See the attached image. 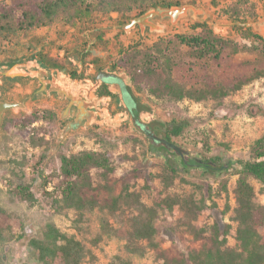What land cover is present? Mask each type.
<instances>
[{
    "label": "rangeland",
    "instance_id": "rangeland-1",
    "mask_svg": "<svg viewBox=\"0 0 264 264\" xmlns=\"http://www.w3.org/2000/svg\"><path fill=\"white\" fill-rule=\"evenodd\" d=\"M193 5L206 15L207 27L212 34L226 42L222 49L217 46L214 52L202 58L192 56V50L175 37L201 31L202 27L193 28L201 21L191 14L174 24L168 18L154 17L152 20L162 28L153 31L146 28L139 33L138 26L125 31L122 26L131 18L122 23L116 11L94 13L74 26L53 25L35 29L27 37L0 39V99L22 104L7 109L0 126V227L5 237L0 243L1 264H40L29 240L38 236L46 223H53L62 233L74 236L91 251L92 255L82 264H109L114 255H126L123 245L130 209L113 213L95 209L79 219L73 209L57 201L59 195L55 185L60 156L84 150L109 151L116 168L110 176L116 189L125 184L140 193L141 200L147 205L166 194L192 195L202 201L205 206L193 223L202 226L216 221L230 225L227 244L235 245V222L231 216L237 178L232 166L236 164L221 172H204L197 167L182 169L178 156L175 159L169 156L168 160L157 154L159 150L156 151L129 120H122L117 113H107V108L110 111L119 108L117 102L110 103L106 97H97L93 92L96 83L89 82L97 68L114 65L124 53L132 51L166 59L173 78L187 88L207 84L228 88L237 79L257 73V78L236 91L230 90L220 102V99L212 98L194 101L157 98L145 88L138 89L121 65L114 66L119 73L128 75L127 83L135 97L152 110V115L167 125L184 124L181 134L174 137L176 144L205 159H212L217 167L229 159H248L251 144L264 132V45L252 37L258 34L264 38V0H197ZM235 22L240 23L235 24L238 28L232 25L213 29L215 24ZM96 31H103L101 38L92 34ZM41 47L45 55L65 62L59 73L56 72L59 69L50 72L41 67L42 73H53L54 77L59 74L63 79L73 69L85 73L82 80L70 84L61 80V84L68 86L63 88L73 95L96 100L91 103L95 106H91L94 110L92 118L81 119L72 127L76 123L75 108L71 106L63 114L65 101L59 99L62 96L45 89L40 91L36 79L39 69L30 70L36 71L33 75L14 79L2 74L11 60H26ZM216 52L219 56L214 58ZM34 61L30 62L31 66L36 64ZM84 90H88L89 95ZM99 112L101 117L96 118L94 114ZM49 113L55 114L54 120L47 119ZM32 137L35 144L31 142ZM167 164L176 166L177 171L173 184L165 188L159 175L167 173ZM94 175L99 179V171ZM250 183L255 190V200L264 204L260 183L252 178ZM17 185L28 186L34 199L31 202L19 199ZM101 217L108 221L113 231L111 236L102 235L97 240L101 233ZM186 221L177 206L172 211L161 212L156 221L160 245L169 247L174 243L181 250L196 246L186 230ZM130 259L133 264H160L156 252L150 248L143 256H130Z\"/></svg>",
    "mask_w": 264,
    "mask_h": 264
},
{
    "label": "trees",
    "instance_id": "trees-1",
    "mask_svg": "<svg viewBox=\"0 0 264 264\" xmlns=\"http://www.w3.org/2000/svg\"><path fill=\"white\" fill-rule=\"evenodd\" d=\"M196 2L197 0H4L0 2V39L27 37L35 29L53 25L74 26L82 18L94 13L116 11L122 19L121 22L125 23L149 8H168L172 5ZM196 27H202V32L175 36L180 43L192 50V56L202 58L214 52L215 47L220 46L222 49L226 44L224 40L215 37L206 25L196 23L193 28ZM92 34L101 38L103 31ZM252 37L264 45L263 37L258 34H253ZM36 42L39 43L38 39ZM218 56V52L214 53V58ZM35 58L44 68L61 70L65 67L64 61L41 52L35 54ZM66 61L71 64L69 60ZM14 63L15 61L11 60L8 65ZM118 65L129 72L138 89L145 88L157 98L175 100L187 98L201 101L212 98L220 99V102L230 90L236 91L253 78H257L255 73L237 79L228 88L220 84L187 88L173 78L170 64L161 56L126 52L113 67ZM71 77L79 79L81 75L73 69ZM99 94L110 93L103 89ZM54 118V113L47 116L50 120ZM183 128L182 122L167 125L160 121L154 131L159 135L166 132V138L169 139L170 135H180ZM30 139L32 144H35L33 137ZM59 160L60 170L55 185V191L59 195L57 201L73 209L79 219L95 209L112 213L125 208L131 210L127 219V237L123 245L126 255H114L109 264H133L130 256L141 257L149 248L156 252L160 264H264V204L255 200V190L250 183V178L255 179L261 185L260 190L264 191V132L251 144L248 159H229L225 166L220 165L215 170L221 172L236 164L232 166L237 175L231 216L235 222L236 243L233 246L227 244L230 225L216 221L202 226L193 223L205 205L192 195L166 194L154 198L153 202L147 205L141 200L140 193L130 190L125 184L116 189L110 177L116 168L112 163V154L106 149L62 155ZM166 168L167 173L162 172L159 177L164 187L168 188L173 184L177 169L172 164H167ZM96 171H99V179L95 178ZM15 189L19 199L30 202L34 199L28 186L17 185ZM175 206L183 212L187 220L186 230L197 243L196 246L181 250L175 247L174 243L163 247L158 242L156 221L161 212L172 211ZM100 229L97 240L102 235L111 236L113 231L104 217L100 218ZM4 240L3 229L0 227V243ZM29 246L36 252L40 264H82L92 255L80 240L62 233L53 223H46L38 236L30 238ZM2 262L1 256L0 264Z\"/></svg>",
    "mask_w": 264,
    "mask_h": 264
},
{
    "label": "flooded vegetation",
    "instance_id": "flooded-vegetation-1",
    "mask_svg": "<svg viewBox=\"0 0 264 264\" xmlns=\"http://www.w3.org/2000/svg\"><path fill=\"white\" fill-rule=\"evenodd\" d=\"M197 23H200V24L206 25V26L208 25L206 19L203 22H197ZM236 27L238 28V25L233 26V28H236ZM202 30L203 29H201L200 32H202ZM139 33H141L140 29H139ZM177 35H179V34H177ZM43 49L44 48L41 47L38 51H36L33 54H31L30 56H28L26 60H23L21 62L16 61L14 63V64H16V68L18 70H23V71H27V72H29L30 70H34V69H36V70L39 69L37 71V73L45 84V90L48 92H53L57 96H59V95L55 91V88L61 87V89H62L63 87L66 86V85L61 84V80H64L65 82L69 83L71 81L82 80L85 78V73H81V74L79 73L81 75V77L79 79L72 78L71 73H69L68 76L66 75V77H64L66 79L60 78L59 74H57L56 77H54L53 73H50V74L42 73V70H40V68L41 67L44 68V66L37 64L38 62H37V59L35 58V54H37L38 52H41L42 54H44ZM48 56L55 58L54 56H51V55H48ZM32 60H35L34 62H36V64L32 63L33 66L30 65V62H32ZM14 64L9 65L7 69H9ZM46 69H48L50 72H52L53 68H46ZM99 70H105L108 72H115L117 75V79L108 80V81L97 80L95 78V76L97 75ZM56 72L59 73L60 70H57ZM26 76H28V75H26ZM26 76H14V77H11V79L19 78V77H26ZM39 77L37 76L36 79L39 82V88H41L42 81ZM3 78L4 77H2L1 79H3ZM89 82L96 83V86H95L93 92L97 97H106L109 99L110 103L111 102L112 103L117 102L119 108H117L114 111H112V109L110 111V109L107 108V110H106L107 113L109 111L110 114L113 113L112 115H115L114 113L120 114L119 116H121V119L127 120V121L129 120V122L132 124L133 128L138 130L139 129L138 123L143 122V123H146L150 128H152L154 130V127L156 125H158V123L160 122V120L157 117L152 115V110L150 108H148L146 105L141 104L137 100V98L135 97V95L132 91L131 85H129V83H127L128 82V75L126 73H119V71H117L113 67V65L102 66V67L97 68V72L95 73V75H93L89 79ZM66 87H68V86H66ZM103 89H106L107 91H109L110 94H99V91H101ZM84 91L87 95H89L88 90H84ZM71 94H72V92H71ZM36 95H38V94H36ZM73 98H74V100L80 98L85 103V108H84L85 110L83 113H81V111L78 109V107L76 106L75 103H73L71 105L72 107L75 108L74 122H77L80 119H82L83 121H87L88 119L92 118V115L94 113V110L92 109V107L93 108L95 107V106H93V104H94V101H96V100L94 98H90V97H89V99H85L83 96L81 97V96H76V95ZM59 99L65 101V107L68 105L69 98H67L65 95H63L62 97H59ZM0 100L3 101L2 99H0ZM91 103H93V104L91 105ZM88 104H90V106ZM5 111H7V110H5ZM5 111L2 114L1 125L3 122V117H4ZM101 112H99L98 114H94L95 117L96 118L101 117ZM64 113H66L65 110H64ZM145 115H148V117H145ZM169 128H171V125L169 126ZM160 136L165 138L168 141H171V142H174V137H176V135H170L169 139H167L166 138V132H163V134ZM153 147H155L159 150V151H157V154L166 157L168 160H170L169 156H173L174 157L173 159H175L177 156L176 154H174L170 151H167L163 147H157L155 145H153ZM178 158H179L178 159L179 162L182 163V169H184V170H187L191 167H197L204 172H208V171H215L217 168L216 162H214L212 159H205L202 156H198V154L194 153L193 151H189V154L185 155L182 158L178 156ZM174 164H175V162H174ZM224 164H223V166L226 165V164L225 165Z\"/></svg>",
    "mask_w": 264,
    "mask_h": 264
},
{
    "label": "water",
    "instance_id": "water-1",
    "mask_svg": "<svg viewBox=\"0 0 264 264\" xmlns=\"http://www.w3.org/2000/svg\"><path fill=\"white\" fill-rule=\"evenodd\" d=\"M4 1V0H0ZM115 13V12H114ZM116 14V13H115ZM188 14H191V16L194 19H197L201 22L205 21L206 19V15L203 13V11L198 8L197 6L190 4V3H185L183 5H172L168 8H149L148 10H146L145 12H143L142 14L133 17L130 19V21L126 24H124L122 26V28L127 31L131 28H134L135 26H138V28L140 29L141 33L144 32V30L147 28L150 31L153 30H160L162 28L161 25L155 23L152 19L154 17H161V18H168L170 20V22L172 24L176 23L181 17L183 16H187ZM235 24H240L239 22H235V23H220V24H215L213 26V29L216 31L218 28H227L230 27L232 25ZM36 71H23V70H18L16 68V64H14L13 66H11L9 69H6L4 72H2V74L4 76H9V77H14V76H26V75H33V73H35ZM40 78V77H39ZM95 78L97 80H115L117 79V75L114 72H108L105 70H99L97 75L95 76ZM41 79V78H40ZM42 81V86L40 88V91H42V89H45V84ZM55 91L57 92L58 95L63 96L65 95L67 98H69V103L68 105L65 107V111H68L70 106L75 103L76 106L78 107V109L81 111V113L84 112V108H85V103L84 101H82L80 98L79 99H75L74 100V96L73 93L71 94L70 91L65 90L64 88H55ZM21 103H17V102H9V101H1L0 100V125H1V121H2V114L5 110L10 109V108H14L17 106H21ZM87 105V104H86ZM63 114L64 111H63ZM81 120V119H80ZM80 120H78L76 123H74L72 125V127L76 126L78 122H80ZM71 126V125H68ZM138 130L155 146L157 147H163L165 148L167 151H170L174 154H176L179 157H184L185 155L189 154L188 149H186L185 147L176 144L174 142L168 141L165 138L161 137L159 134H157L153 129H151L146 123L143 122H139L138 123Z\"/></svg>",
    "mask_w": 264,
    "mask_h": 264
}]
</instances>
